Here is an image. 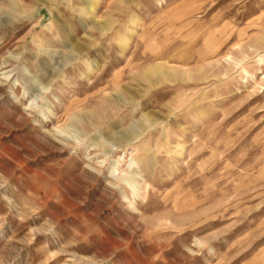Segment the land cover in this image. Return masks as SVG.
<instances>
[{
	"label": "rangeland",
	"instance_id": "1",
	"mask_svg": "<svg viewBox=\"0 0 264 264\" xmlns=\"http://www.w3.org/2000/svg\"><path fill=\"white\" fill-rule=\"evenodd\" d=\"M0 264H264V0H0Z\"/></svg>",
	"mask_w": 264,
	"mask_h": 264
}]
</instances>
